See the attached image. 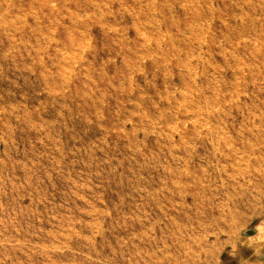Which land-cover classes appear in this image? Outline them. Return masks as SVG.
<instances>
[{
	"label": "rangeland",
	"instance_id": "rangeland-1",
	"mask_svg": "<svg viewBox=\"0 0 264 264\" xmlns=\"http://www.w3.org/2000/svg\"><path fill=\"white\" fill-rule=\"evenodd\" d=\"M263 229L264 0H0V264H235Z\"/></svg>",
	"mask_w": 264,
	"mask_h": 264
},
{
	"label": "crops",
	"instance_id": "crops-1",
	"mask_svg": "<svg viewBox=\"0 0 264 264\" xmlns=\"http://www.w3.org/2000/svg\"><path fill=\"white\" fill-rule=\"evenodd\" d=\"M238 238L244 239V243H249L251 249L246 253L238 252L235 255V264H264V229L263 232L258 230L257 235L252 234L245 238L238 236Z\"/></svg>",
	"mask_w": 264,
	"mask_h": 264
}]
</instances>
